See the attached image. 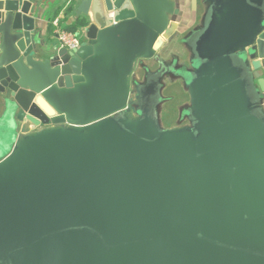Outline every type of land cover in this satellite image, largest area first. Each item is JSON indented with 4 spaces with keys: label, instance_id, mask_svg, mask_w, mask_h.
<instances>
[{
    "label": "water",
    "instance_id": "1",
    "mask_svg": "<svg viewBox=\"0 0 264 264\" xmlns=\"http://www.w3.org/2000/svg\"><path fill=\"white\" fill-rule=\"evenodd\" d=\"M201 1L0 0V264H264V0Z\"/></svg>",
    "mask_w": 264,
    "mask_h": 264
},
{
    "label": "crops",
    "instance_id": "2",
    "mask_svg": "<svg viewBox=\"0 0 264 264\" xmlns=\"http://www.w3.org/2000/svg\"><path fill=\"white\" fill-rule=\"evenodd\" d=\"M178 5L181 7V14L182 16H179L178 18H175L174 20L177 21L179 24H184L186 28L191 29L193 25H196L200 19L202 18L204 12H205V5L202 3L201 0H196L199 1L201 6H199L196 9L195 6V0H177ZM191 2L194 3V7L190 8ZM47 18L49 19V36L55 38L57 35L58 31L68 29V30H75V32H79V28L77 30L75 29V25L72 24L73 20H75V11L70 9V7L63 9L59 8L54 12H49L47 15ZM59 20L58 25L55 24L56 20ZM176 85L173 84V86L169 87H176L180 91L181 89L186 91L185 86L179 81L175 83ZM180 103V101L176 104V106ZM169 105V104H168ZM0 111H1V105H0ZM178 124H171L169 127H173ZM168 127V128H169ZM1 160V159H0Z\"/></svg>",
    "mask_w": 264,
    "mask_h": 264
},
{
    "label": "rangeland",
    "instance_id": "3",
    "mask_svg": "<svg viewBox=\"0 0 264 264\" xmlns=\"http://www.w3.org/2000/svg\"><path fill=\"white\" fill-rule=\"evenodd\" d=\"M75 29L77 30V28H75ZM77 33L83 39L82 34L79 33V32H77ZM167 51H169L168 48L164 50V52H167ZM137 74L139 76H143L144 70L141 69V68H138L137 69ZM178 90L179 89L176 88V87H169L168 88L167 83L165 85V93H164L165 99H164V102L167 99H168V101H170L169 105H168V103H166V105H164L163 104L164 102H163L161 107H160V117H161L160 120H161V124L165 128H168L173 123H175V124H183V123L187 122V120L184 117L185 115L188 114L185 111L186 109L183 111V117H182V113H181V114H179L177 120H175V119L173 120V118L175 117V113L174 112L176 111V104L179 102V97H178L179 92H178ZM174 95L177 96L175 98V101L172 100V98H171V96H174ZM181 101L183 103L186 102V105H183L181 107L182 109L189 104L190 96H189V94L186 91H185V94L182 97H180V102ZM17 135H18L17 132L7 130L6 128H4V129H2V131H0V136H3V137H0V159L5 157L6 155H8L12 151V149L14 147V144H15V142L17 140Z\"/></svg>",
    "mask_w": 264,
    "mask_h": 264
},
{
    "label": "built area",
    "instance_id": "4",
    "mask_svg": "<svg viewBox=\"0 0 264 264\" xmlns=\"http://www.w3.org/2000/svg\"><path fill=\"white\" fill-rule=\"evenodd\" d=\"M59 20L55 21V24L58 25ZM58 41L61 47H65L67 49H76L81 46L82 38L79 34L73 30H60L57 33Z\"/></svg>",
    "mask_w": 264,
    "mask_h": 264
},
{
    "label": "flooded vegetation",
    "instance_id": "5",
    "mask_svg": "<svg viewBox=\"0 0 264 264\" xmlns=\"http://www.w3.org/2000/svg\"><path fill=\"white\" fill-rule=\"evenodd\" d=\"M195 6H196V9L199 7V6H201V4L199 3V1H196L195 0ZM192 7H194V3L193 2H191V4H190V8H192ZM177 81H176V79H169L168 81H167V86H168V88H169V86H173V84L174 85H176L175 83H176ZM154 91H156L157 92V89L156 88H154ZM178 92H179V95H178V97H179V101H180V97H182L184 94H185V91L184 90H182L181 89V91L180 90H178ZM164 93H165V88L163 89V95H164ZM175 96V95H174ZM171 96V98H172V100H174L175 101V98L177 97V96ZM164 102V101H163ZM170 101H168V99L163 103L164 105H166V103H168V104H170L169 103ZM183 105H186V102L185 103H183L182 101L176 106V111L174 112L175 113V117L173 118V120L175 119V120H177V118H178V116H179V114H181V107L183 106ZM181 108V109H180ZM174 115V114H173ZM185 123H187V122H185Z\"/></svg>",
    "mask_w": 264,
    "mask_h": 264
},
{
    "label": "trees",
    "instance_id": "6",
    "mask_svg": "<svg viewBox=\"0 0 264 264\" xmlns=\"http://www.w3.org/2000/svg\"><path fill=\"white\" fill-rule=\"evenodd\" d=\"M73 31H75V30H73Z\"/></svg>",
    "mask_w": 264,
    "mask_h": 264
}]
</instances>
